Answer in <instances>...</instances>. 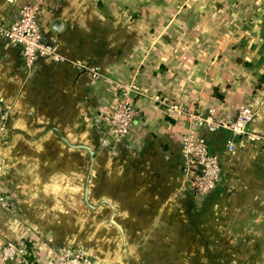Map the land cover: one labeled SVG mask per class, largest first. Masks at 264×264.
I'll return each mask as SVG.
<instances>
[{"label":"crops","instance_id":"0c3cea01","mask_svg":"<svg viewBox=\"0 0 264 264\" xmlns=\"http://www.w3.org/2000/svg\"><path fill=\"white\" fill-rule=\"evenodd\" d=\"M33 1L0 0V255L11 242L36 264L68 251L95 264H264L263 140L199 130L222 167L201 196L183 116L137 95L129 135L109 129L115 84L133 81L221 121L246 106L264 137V0H44L43 41L61 60L27 67L4 32Z\"/></svg>","mask_w":264,"mask_h":264},{"label":"built area","instance_id":"2783aa9c","mask_svg":"<svg viewBox=\"0 0 264 264\" xmlns=\"http://www.w3.org/2000/svg\"><path fill=\"white\" fill-rule=\"evenodd\" d=\"M43 3L44 0H34L22 6L19 10L17 23L4 32L7 39L22 47L23 58L27 67H31L40 57H51L56 61L61 60L56 47L47 45L43 41L42 29L39 23V11ZM91 71L94 77L100 76L98 69H91ZM115 85L119 97L114 110L109 114V129L116 139H122L129 135L130 128L139 115L133 96L143 95L149 97L169 114L180 115L187 120V129L181 136L183 158L187 169L192 175L193 188L201 196H207L215 192L221 180L222 167L219 157L211 152L206 139L198 136L199 130L214 132L224 129L235 136L245 137L250 141H264V137L249 130L255 112L246 106L239 108L235 120L221 121L217 118L214 110H208L205 114L190 112L170 96L158 93L148 94L138 88L133 81L120 82ZM7 120L8 112L0 104L2 130L5 129ZM234 147V143L230 142L229 150H233ZM0 206H7V198L2 192H0ZM27 255L28 252L25 249L7 242L1 249L0 262L6 264L21 258L23 264H36L34 260L28 259ZM45 264H95V262L83 251H68L60 253L55 259Z\"/></svg>","mask_w":264,"mask_h":264}]
</instances>
